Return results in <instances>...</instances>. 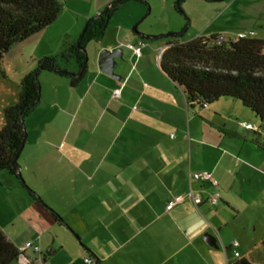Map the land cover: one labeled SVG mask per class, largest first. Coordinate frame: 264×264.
Segmentation results:
<instances>
[{
    "label": "crops",
    "instance_id": "0c3cea01",
    "mask_svg": "<svg viewBox=\"0 0 264 264\" xmlns=\"http://www.w3.org/2000/svg\"><path fill=\"white\" fill-rule=\"evenodd\" d=\"M59 1L63 11L57 20L30 36H46L42 57L78 43L89 19L114 0ZM132 2L121 6L102 38L87 44L88 68L77 85L71 76L40 73L41 99L25 120L28 137L19 162L25 182L44 202L20 184L27 198L23 210L33 213L37 227L31 224L32 233L15 237L2 230L19 247L34 241L42 250L32 249L38 258L28 249L14 264H88L87 258L93 264H231L240 257L264 264L254 261L264 252V237L246 240L247 224L231 194L224 191L218 204L209 200L220 184L232 185L229 176H234L233 184L243 185L252 170L264 175V130L259 122L240 121L248 111L238 100H226L232 101L228 106L234 116L223 110L222 99L197 112L198 105H190L161 67L167 43L145 38L152 31L134 26L152 14L153 6L148 13L146 4ZM206 3L226 5L216 17L240 4L252 17L239 31L264 27V16L255 12L264 9V0ZM56 28L61 32H52ZM229 30L224 26L200 35L229 37ZM129 43H142L143 55ZM63 66L78 71L73 58L63 60ZM116 88L122 90L120 97H114ZM5 91L11 94L1 82L0 93ZM20 91L21 85L10 103H0V128L5 108L17 102ZM203 170L212 172L216 186L192 178ZM12 177L8 180L14 188L19 180ZM190 189L202 196L199 206L185 198L167 208ZM206 234L216 237L218 247L206 241ZM234 240L240 249L232 247Z\"/></svg>",
    "mask_w": 264,
    "mask_h": 264
},
{
    "label": "trees",
    "instance_id": "16d2710c",
    "mask_svg": "<svg viewBox=\"0 0 264 264\" xmlns=\"http://www.w3.org/2000/svg\"><path fill=\"white\" fill-rule=\"evenodd\" d=\"M129 1L145 3L150 13L147 0H114L101 15L89 19L79 43L70 44L59 55L40 59L35 70L24 75L17 102L4 110L5 123L0 128V172L6 171L17 178L41 202L44 201L27 185L21 170L14 164L15 158H20L27 133L25 120L41 99L40 73L50 71L71 76L72 85H77L88 68L87 44L103 37L113 16ZM184 1L175 2V8L182 14H185L181 6ZM62 11L63 4L59 0H0V66L15 43L55 22ZM186 19L180 32L144 35L167 43L161 55L162 69L186 94L191 106L208 107L220 99L238 100L255 113L264 130V38L221 39L222 35L213 34L184 40L190 21ZM69 58L75 60L78 71L72 72L63 66V60ZM261 146L264 149V142ZM54 215L61 218L55 211ZM24 252L0 227V264H14ZM47 255H43L45 262ZM231 264L257 263L240 257Z\"/></svg>",
    "mask_w": 264,
    "mask_h": 264
},
{
    "label": "rangeland",
    "instance_id": "374dc122",
    "mask_svg": "<svg viewBox=\"0 0 264 264\" xmlns=\"http://www.w3.org/2000/svg\"><path fill=\"white\" fill-rule=\"evenodd\" d=\"M177 1L178 0H174L173 2L168 0L167 2L164 0L148 1L151 4V7L153 6L152 14L140 24L136 23L134 26L140 25L142 28L146 27L148 31H152L153 34L151 35H159L160 33H167L169 31L180 32L186 25V17H188L190 18L189 27L184 36V40L192 39L198 34L210 35L213 31H216L224 26L228 30L230 29L229 32H225L229 35V37H233L241 32H247L251 33L253 37L264 38V27H257L256 31L252 29L239 31L240 29H244L243 27L245 26H243V23H247V21L252 17L244 9H242L240 4L231 5L225 10L226 12L224 11L225 14L216 17L215 14L218 9H221L220 7L222 6H226L225 4H212L206 3L207 1L204 3V1L200 0H190L187 3L182 2L181 6L185 12V14H182L175 8V2ZM131 4L145 3L132 2ZM256 6H259V4H256ZM255 12L256 14L260 13L261 17L264 16V9H259ZM70 15L71 14L68 13V16ZM252 19H255V16ZM58 30L59 29L56 28L52 32H61V30H59V32ZM43 34L44 33L31 38L29 37L20 41L21 43H15L6 53L3 65L0 66V83H7V87L11 90V94L7 91H5L6 94L0 93V103L8 104L14 99L13 92L16 90V87H20L24 75L33 69L36 63H39L40 59L45 57L40 56L42 55V51L46 49V47L48 48L47 44H45L46 36ZM81 36L82 34L80 35V38ZM155 44L156 46L159 45V43ZM87 53L89 54L88 48ZM142 55L143 45L141 46V54H139V57ZM158 61L159 59H154V63L156 65L159 64ZM226 100L227 99H222L221 101V104L224 106L223 110L226 114L228 113L234 116L236 111H233V108L228 106V104H233L231 101L232 99L230 101ZM196 107L197 112H202V108L199 106ZM243 108L244 110H247L248 113H245L240 118V121L245 120L247 122L260 123V119L258 117H256V119L253 118L255 113L251 109L247 107ZM204 124L206 129L210 128V123L207 120H205ZM252 173L251 180L249 176L246 175V184L244 183L242 185L239 182H237V184H233L232 181L235 178L234 176H229L228 180L232 183V185L229 184V186L224 187L220 184L217 186V190L221 195H223L224 191L231 194L234 202L238 206V209L241 210L243 220H245L247 224V233L245 236H247L246 240L249 242H254L258 237H264V175L253 170ZM249 174H251V172H249ZM9 177L11 178L12 175H9L6 171L0 172V226L7 233L13 234L14 237L16 235L24 236L34 231L31 224L37 227L38 223L36 221L38 220L30 210H23V201H26L27 198L22 194V189L20 188L21 183L19 181H15V187L11 188L8 180ZM225 177L227 178L226 175ZM237 249H240V247L238 246ZM28 252L30 254H36L34 256L39 258L40 253H35L32 249H29ZM254 261L264 263V252L258 254L257 258H254ZM50 263L53 264V261Z\"/></svg>",
    "mask_w": 264,
    "mask_h": 264
},
{
    "label": "built area",
    "instance_id": "2783aa9c",
    "mask_svg": "<svg viewBox=\"0 0 264 264\" xmlns=\"http://www.w3.org/2000/svg\"><path fill=\"white\" fill-rule=\"evenodd\" d=\"M252 36L251 33H247V32H241L233 37H225V36H221V39H239V38H243V37H250ZM141 44L140 43L139 45H136V44H133V43H129V46L134 50L135 54L139 55L141 54ZM121 88H116L114 90V97H120L121 96ZM244 126L246 128H249V129H257L256 126H254L253 124L251 123H247V122H244ZM192 178L194 179H197V180H202V181H210L214 186L217 185V181L214 179L213 177V174L212 172H210L209 170H203V171H198V172H194L192 174ZM185 198H189L191 199L195 205L199 206L202 202H203V198L202 196L195 192L193 189H190L189 192L186 194V195H176L174 197V199L168 204L167 208L168 209H172L174 208L178 203H181L185 200ZM210 202L212 204H218L221 200V194L218 190H216L212 195L211 197L209 198ZM240 245V242L239 240H234L233 243H232V247L235 249L237 248L238 246ZM21 250L23 251H26L28 249H33L35 252H40L42 249H41V246L37 243H35L34 241H27L24 245H22L21 247ZM235 254L237 256L240 255V253L235 250ZM86 262L88 264H93L94 263V260L92 258H87L86 259Z\"/></svg>",
    "mask_w": 264,
    "mask_h": 264
},
{
    "label": "water",
    "instance_id": "95a60500",
    "mask_svg": "<svg viewBox=\"0 0 264 264\" xmlns=\"http://www.w3.org/2000/svg\"><path fill=\"white\" fill-rule=\"evenodd\" d=\"M101 15V12L98 14V16ZM81 39V38H80ZM80 39L78 40V43L80 42ZM85 50L87 51V48H85ZM27 137H28V132L25 134V137H24V141H23V145L21 147V150H20V153H22L23 149H24V145L26 143V140H27ZM14 164L15 166H17L20 170H21V164L19 162V156H17L14 160ZM22 174V173H21ZM205 239L206 241L214 246V247H218V244H217V240H216V237L215 236H211L209 234H206L205 235Z\"/></svg>",
    "mask_w": 264,
    "mask_h": 264
}]
</instances>
